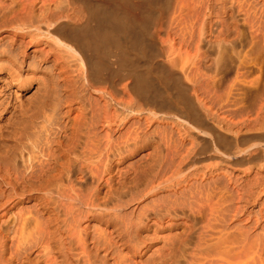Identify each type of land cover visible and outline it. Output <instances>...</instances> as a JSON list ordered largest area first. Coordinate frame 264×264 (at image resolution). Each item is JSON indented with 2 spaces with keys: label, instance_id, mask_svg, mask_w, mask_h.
Here are the masks:
<instances>
[{
  "label": "bare ground",
  "instance_id": "6f19581e",
  "mask_svg": "<svg viewBox=\"0 0 264 264\" xmlns=\"http://www.w3.org/2000/svg\"><path fill=\"white\" fill-rule=\"evenodd\" d=\"M175 1L0 0V264H167L163 254L146 263L137 259L159 230L176 228L175 238L185 242L196 226L190 222L204 219L207 210L211 221L227 222L225 210L234 211L229 213L231 221L241 218L250 203L264 208V11L258 12L254 0ZM177 11L187 18L186 25L180 23L181 43L193 52L186 49V56L180 53L181 43L176 55L171 38L175 33H168L172 20L180 16ZM167 13L174 17L171 21ZM186 61L208 72L202 74L208 75L205 89L211 91L220 90L230 77L234 89L247 75L260 76L244 81V91L231 104L217 99L216 112L202 101L205 98L191 95L194 87L189 95L175 68L169 67ZM161 128L166 144H172L170 155L168 146L167 155L162 153L165 145L160 148L157 141L161 134L153 138ZM144 146L145 168L157 171L143 197L160 188L174 193L171 197L168 189L167 203L163 196L153 199L150 212L143 205L142 213L136 211L144 219L141 225L153 228L154 237L135 235L133 244L125 240L129 246L122 242L116 251L118 238L131 228L117 221L121 218L112 207L117 203L108 205L143 182L120 167L126 156ZM165 156L171 158L163 167L161 163H168L161 162ZM222 176L234 184L236 206L229 194L232 203L224 195L223 201L215 195L221 203L208 195L216 202L208 200L205 213L184 211L187 193L192 198L194 192L211 194ZM88 183L95 184L93 189L81 193ZM178 195L185 196L184 202ZM225 201L227 208L228 203L233 207L220 206ZM261 212L257 221L263 218ZM94 215L106 227L90 235ZM113 252L117 260L110 263Z\"/></svg>",
  "mask_w": 264,
  "mask_h": 264
},
{
  "label": "rangeland",
  "instance_id": "374dc122",
  "mask_svg": "<svg viewBox=\"0 0 264 264\" xmlns=\"http://www.w3.org/2000/svg\"><path fill=\"white\" fill-rule=\"evenodd\" d=\"M170 1H172V3L175 1V0H170ZM252 2H253V0H251ZM255 2H253L255 5H256V7L258 8V12H261V11H264V8H262V7H264L263 5H264V0H254ZM261 1V2H260ZM258 2H259V4H258ZM178 3V2H177ZM177 3H176V1L174 2V7L176 8V7H178V5H177ZM189 3H186L185 4V7L187 8V10H189L188 8H189V5H188ZM173 5V4H172ZM188 5V6H187ZM262 5V6H261ZM259 6L261 7V8H259ZM174 7L172 6L171 8H173L174 9ZM179 8V7H178ZM177 8V10H179ZM170 9V8H169ZM173 9H171V11L169 12V10H168V12L170 13V14H172L173 12H172V10ZM181 9V8H180ZM182 10H184V9H181V12H182ZM261 10V11H260ZM179 11H177V13H178ZM185 12V13H184ZM183 13H184V15H186L187 14V12L186 11H184ZM169 13H167V15H169ZM179 14V13H178ZM178 14H175V15H177L178 16ZM182 14V13H181ZM181 14H179L180 16H181ZM174 15V14H173ZM171 16V18L169 19L168 18V20H172L174 17L172 16V15H169V17ZM176 16V17H177ZM178 16L177 18H174V20L177 22V23H175V21L174 20H172L173 22H171V23H173V26L171 27H169V28H173V29H165V30H168L169 32V34L170 35H172L173 33H175V36H174V34H173V36H171V38H172V40L174 41V42H172L173 44H174V46L176 45V46H178V47H176L175 46V48H178V49H176L175 51V53H176V55H178V53H179V51L184 47V45H186V44H183V43H181V41H182V39H181V37H180V33H181V31H180V28L182 27V26H184V25H186L185 24V22H187V18H185V17H183V16ZM173 17V18H172ZM178 18H183V20H181V19H178ZM186 21H185V20ZM170 21H169V24H171L170 23ZM178 21H180L179 23H178ZM183 21V22H182ZM180 23L182 24V26L180 25ZM180 25V26H178V25ZM172 25V24H171ZM176 26H178V27H175ZM175 28V29H174ZM178 28H179V30H178ZM184 28V27H183ZM171 30V31H170ZM174 30V31H173ZM175 30H176V32H175ZM178 30V31H177ZM181 30H182V28H181ZM180 31V32H179ZM171 32V33H170ZM178 33V34H177ZM165 34V33H164ZM162 35L161 37H163L164 39H165V37H166V35ZM179 35V36H178ZM182 36V35H181ZM186 36H187V34H186ZM163 38H161V39H159L158 38V41L159 42H161V40L163 39ZM179 38V39H178ZM176 40V41H175ZM177 40H180L179 42L177 41ZM178 43V44H177ZM183 44V47H181V44ZM181 48H180V47ZM186 47V48H185ZM182 50H181V52L180 53H182V55L183 56H186L185 54H187V52H185V51H192L193 52V49H191V47L189 48V49H187L188 48V46H185ZM187 49V50H186ZM177 50H178V53H177ZM164 60V59H163ZM190 63V61H186V62H178V66L176 67L175 65L177 64H175V65H170L169 63H167V62H165V64L167 65V64H169L170 66L169 67H171L172 66V69L171 70H173L174 68V70L173 71H176L179 75V77H181V79H180V81H181V83H183L186 87H184V85H183V88L185 89H187V87H189L188 89H189V93H190V89H192L193 87V89H192V91H191V95H194L195 94V92H196V94L195 95H199V97L200 96H202V97H200L201 99L202 98H205V99H203L202 101L206 104V105H209V106H213L214 108H215V111L216 112H219L218 110H217V106H218V104L217 103H228V101H230L231 100V102H230V104L232 103V100L233 101H235V98H238L240 95L239 94H241V92L242 91H244V90H242V89H244L245 88V85H247V84H245L244 83V88L242 87V83L244 82V81H247L248 80V82H246V83H249V80H251V81H255L256 80V77H258V76H260V75H256L255 73L252 75H247L248 77H247V80H242L241 79V83H240V81L239 82H237L239 85H240V87H234V89H233V87L232 88H230V86H231V83H232V79L231 80H229L230 78H228V79H226V81H228V82H226V81H224L225 83H223V85L220 87V90H222L223 89V91H220L219 90V87L216 89V88H214L213 90L214 91H211L210 89L208 90V89H205V88H209V87H207L208 85V83H206L205 81H207L208 82V72H205V71H202L201 69H199V68H197L196 66H197V64L196 63ZM181 64V66L179 67V65ZM189 64V65H188ZM186 66H188V67H186ZM195 66V67H194ZM168 67V68H169ZM174 67V68H173ZM193 69H192V68ZM177 68V69H176ZM192 70H190V69ZM199 70H201V71H199V73L201 74H199L198 73V71ZM190 70V71H189ZM196 70V71H195ZM185 71V72H184ZM193 71H195V72H193ZM181 72V73H180ZM202 72L204 73H206V74H208L207 76H205L204 77V74H202ZM190 73V74H189ZM197 73V74H196ZM180 74H181V76H180ZM193 74V75H192ZM195 74H196V76H195ZM205 74V75H206ZM187 75L189 76V75H191V76H189V79H188V77H187ZM255 75V76H254ZM183 76H184V78H185V80H184V78H183ZM193 76V77H192ZM200 76V77H199ZM202 76L205 78H203L202 79ZM254 76V77H253ZM190 77H191V79H190ZM197 77V78H196ZM244 78H246V77H244ZM250 78V79H249ZM252 78V79H251ZM254 78H255V80H254ZM260 78V77H259ZM194 79H196V80H194ZM199 79V80H198ZM258 79V78H257ZM190 80V81H189ZM202 80H204V81H202ZM191 81H194V82H191ZM196 81H200L201 83H198V82H196ZM231 81V82H230ZM250 81V82H251ZM188 82V83H187ZM204 83V84H203ZM229 84V87H226V86H228V84ZM197 84H199V86L197 85ZM201 84V85H200ZM197 85V86H196ZM203 85H207L206 87L204 86V89H203ZM192 86V87H191ZM191 87V88H190ZM198 87V88H197ZM226 87V88H225ZM196 88H197V90H196ZM226 90H225V89ZM235 88H238V89H240L241 88V90L239 91V90H237L238 92H236V90H235ZM198 89H200V90H198ZM202 89V90H201ZM228 89V90H227ZM231 89H233V90H231ZM195 90V91H194ZM205 90V91H204ZM234 90H235V93H238V94H235V93H233L234 92ZM193 91H194V93H193ZM198 91V92H197ZM203 91V92H202ZM208 91V92H207ZM222 92L223 94L222 95H220L221 93H218V92ZM216 92V93H215ZM226 94H225V93ZM208 93V94H207ZM210 93V94H209ZM231 93V94H230ZM233 93V94H232ZM203 94V95H202ZM217 94H218V96H217ZM194 95V96H195ZM208 95H211L212 97H209ZM216 95V96H215ZM230 95V96H229ZM233 97H232V96ZM235 95H237V96H235ZM207 96H208V98H207ZM214 96L216 97V98H214ZM221 97H222V99H221ZM224 97V98H223ZM213 98L215 99V101L213 100ZM230 98V99H229ZM234 98V99H233ZM217 99H218V102H217ZM205 100V101H204ZM210 101H212V102H210ZM220 101V102H219ZM222 101V102H221ZM208 102H210V103H208ZM217 102V103H216ZM197 103V102H196ZM234 103V102H233ZM212 104V105H211ZM216 104V105H215ZM229 104V103H228ZM197 105H198V103H197ZM215 105V106H214ZM201 108V107H200ZM214 110V109H213ZM214 111V112H215ZM166 121H162V124L163 123H165ZM161 124V125H162ZM162 127V126H161ZM163 128V127H162ZM162 128L160 129V131H158V132H156V133H154V135H153V138H158L159 136L158 135H160V138H158L157 139V141L158 142H160L161 143V145H160V148H161V146L164 144L165 146H162V148L161 149H163L162 151V153H163V155L164 154H166L167 153V151H168V148H167V144H166V141H165V139H166V135H165V131H163L162 130ZM161 130L163 131V132H161ZM224 131V130H223ZM153 134V133H152ZM158 134V135H157ZM164 135V136H163ZM160 139V140H159ZM162 140V141H161ZM164 140V141H163ZM163 143V144H162ZM170 145H172V144H169V155H170V149H172V146H170ZM166 149L167 148V150H165L164 148ZM171 147V148H170ZM141 149V150H140ZM140 149H138L137 150V152H135L134 154H130V155H128V156H126L125 158H124V160H123V162L121 163V169L123 170V172H124V170H125V172L127 173V174H129L130 175V172H131V175L130 176H137V177H135V179L137 178V181L139 180V179H145V181L142 179V181L143 182H141V180H139L135 185V188H136V190H135V188H132V190H130L129 192H127V194H125V195H123V197L120 199V198H118L116 201L115 200H113V202L111 201L110 202V204L108 205L109 207L111 206V205H113V204H115V203H117V208L115 207V205H113L112 207H114L113 208V210H115L116 211V213H115V211H114V213L116 214V215H118L119 216V218H121L120 220H117L118 222H126V224H127V226H129L128 228H131V229H129L130 230V235L129 234H124L123 236H121V237H119L118 239H119V241L121 240V242L119 243V247H116L115 248V250L116 249H122V242L124 243L123 244V247H127V245H128V243H129V245H131V244H133L132 242H130V241H132L133 239H136L135 237L137 236V235H142V237L144 236L145 237V235H146V237H154V230H152L153 228L151 227V228H149V227H145L144 225H141V224H143L144 222V219L142 218V216H141V210H142V207H144L143 209L144 210H146L147 209V211H149L150 212V209H152L151 208V204H152V206H154V200L153 199H156V198H158L159 196H160V198H162V196H163V198H162V200H163V202L164 203H167V201H169V198L171 199V197H172V195H173V189H171V188H168L169 190H170V192H169V190L166 188H160L158 191H157V193H159L158 195H156V194H147V196L145 195L144 197H143V194H144V192H145V187L148 185V182H149V180H150V178H152V173L156 170L157 171V169H155V167H154V169L153 168H151V169H153V171L151 172V169H149V167H148V169H146L147 167H146V164H147V162H148V160L147 159H145V157L143 156V155H145V152L147 153V151H148V148L147 147H142V148H140ZM145 151V152H144ZM141 154H143V155H141ZM141 155V156H140ZM167 155V154H166ZM140 156V157H139ZM139 157V159H141V160H139V159H137ZM144 157V158H143ZM169 158V159H168ZM170 158L171 157H169V156H165L162 160H161V162L164 160V159H166L167 160V162L168 163H165V164H163V163H161L162 164V166L164 167L165 165H167V164H169L170 163ZM138 161H137V160ZM146 161V163H144L145 161ZM165 160V161H166ZM130 161V162H129ZM128 162V163H127ZM141 162H143V163H141ZM126 163V164H125ZM127 167H126V166ZM120 166V165H119ZM125 166V167H124ZM148 166V165H147ZM87 167V166H86ZM135 167H136V169H137V171H135L134 172V170H136L135 169ZM146 167V168H145ZM124 168V169H123ZM132 168H134V169H132ZM144 168V169H143ZM160 168V167H159ZM158 168V169H159ZM88 169H89V166L87 167V171H88ZM128 169V170H127ZM142 169V170H141ZM146 169V170H145ZM130 170V171H129ZM132 170V171H131ZM147 170H149L148 172H149V174H148V172H147ZM128 171V172H127ZM145 171V172H144ZM156 171H155V173H156ZM132 172H134V174H132ZM141 172V173H140ZM144 172V173H143ZM147 172V173H146ZM87 174H89V171H88V173ZM137 174V175H136ZM144 174H147V175H144ZM140 175V176H139ZM142 175H144V176H142ZM168 175V174H167ZM88 176V175H87ZM118 176V174H116V177ZM147 176V177H146ZM151 176V177H150ZM154 176V175H153ZM138 177H140V178H138ZM142 177V178H141ZM149 177V178H148ZM194 179H195V177H193ZM192 178V179H193ZM210 178V177H209ZM208 178V179H209ZM222 178V179H221ZM220 179H219V183L217 182V184H219L218 185V189H214L215 191L213 192V190L211 191V194H206L205 193V191L207 192V190H205V191H203L204 193H202V194H200V193H197V192H194V193H192V195H193V198H192V196H191V194H186L185 196H186V198L187 197H189V198H187V200H186V198H184L183 196L181 197V195L178 197L181 201H183V198L185 199L184 201H186V203H188L187 205H186V203H184V205H186V207L184 208V206H182L183 208H184V211L186 212V213H189V214H191V213H193V212H196V210H198V211H200V210H202L204 213H205V211H206V209L209 207V204L210 203H208V200H209V202H216V201H218V200H216V199H219L221 196H222V198H223V195H224V198L227 200L228 199V195L227 194H229L230 195V199H232L231 201L233 202V205L235 204V206L237 205V197H238V193L235 191V188H234V184H231L229 181H228V179L225 177H221ZM193 179V180H194ZM227 179V180H226ZM193 180H191V181H193ZM209 180H211V179H209ZM217 180H218V178H217ZM69 181V179H67V181H66V183ZM190 181V182H191ZM207 181V180H206ZM223 181H225V182H223ZM227 181V182H226ZM141 182V183H140ZM146 182H147V184H146ZM140 183V184H139ZM142 184L144 185V187H142ZM222 184V185H221ZM223 184H225V185H223ZM87 185H89V186H86L87 188H85V189H82V191L83 192H81V193H83V194H88V192H90L92 189H93V185H95L94 183H92V185H91V183H88ZM226 185H228V186H226ZM225 187L226 186V191L224 190V188L223 187ZM134 187V186H133ZM222 187V189H220ZM230 187H232V188H234V189H232V188H230ZM91 188V189H90ZM143 188H144V190H143ZM138 189V190H137ZM193 189H194V187H193ZM192 189V190H193ZM85 190V191H84ZM217 190V191H216ZM219 190V191H218ZM223 191V193L221 194V193H219V192H221V191ZM229 190H231L230 192H229ZM144 191V192H143ZM173 193H172V192ZM229 193H228V192ZM236 192V194H233V192ZM85 192V193H84ZM142 192V194H140ZM168 192H169V195H171V197H169L168 198ZM213 192V193H212ZM234 192V193H235ZM167 193V194H166ZM197 194V198H196V194ZM81 195V196H83L84 197V195ZM199 194H200V196L202 197H204V194H205V196L206 197H200L199 196ZM128 195H129V198H128ZM131 195V196H130ZM208 195H214V198H213V196H212V198H211V196L210 197H208ZM215 195H217L216 196V199H215ZM226 195V196H225ZM233 195V196H232ZM236 195V196H235ZM134 196V197H133ZM155 198H154V197ZM158 196V197H157ZM199 196V197H198ZM232 196V197H231ZM147 197V198H146ZM148 197H149V199H150V197H151V199L149 200L148 199ZM168 198V200L166 201V199L165 198ZM174 197V196H173ZM234 197V198H233ZM125 198H127V199H125ZM191 198H192V200H191ZM198 199V200H196V199ZM201 198V199H200ZM208 198H211V199H215L214 201L212 200L211 201V199H208ZM222 198H220V200L221 201H223V200H225V199H222ZM124 199V200H123ZM173 199V198H172ZM206 199V201H207V203H208V205L206 204L205 205V200ZM230 199H228V201L227 202H231V201H229ZM126 200V201H125ZM129 200V201H128ZM131 200V201H130ZM144 200H145V202H144ZM200 200V201H199ZM203 200V201H202ZM218 201V202H220L221 203V201ZM115 201V202H114ZM120 201V202H119ZM122 201V202H121ZM141 201V202H140ZM149 201H150V203H149ZM183 201V202H184ZM192 201V202H191ZM194 201V202H193ZM129 204H128V203ZM142 202H144L143 204H142ZM152 202V203H151ZM191 202V203H190ZM204 204V206H203V204ZM231 202V203H232ZM236 202V203H235ZM127 205H125V204ZM132 203V204H131ZM137 203V204H136ZM141 203V204H140ZM145 203H149L147 206V208H145ZM201 203V204H200ZM244 203V202H243ZM159 204H160V202H159ZM191 204V205H190ZM226 204V205H225ZM239 204H242V203H239L238 202V205ZM245 204V203H244ZM243 204V205H244ZM79 205H81V203H79ZM83 206H84V204H82ZM81 205V207H82V209L84 210V207ZM142 206L141 208H139L140 206ZM160 205H162V207H163V204H160ZM160 205H157V207H159V209H161L160 208ZM194 207H193V206ZM228 205L230 206L231 204H229L228 203ZM233 205H231L232 207H233ZM119 206V207H118ZM132 206V207H131ZM149 206H150V209H148L149 208ZM191 206V207H190ZM203 206V207H202ZM220 206H225L226 208H227V203H226V201L224 202V204H221ZM228 206V208L230 209V207ZM261 205H260V203H258V202H256V203H250L249 205H246V211L244 212V214L242 215L241 214V218H239V219H235V220H231L230 221V214H231V212L230 211H232V213L234 212L233 210H225V214L228 216V218H229V220H226L227 222H225V221H222V220H219V221H215V220H213V221H211V217H210V214H208L209 212H208V210H207V212H206V215H205V217H204V219H202V220H200L199 222H190L191 223V225H196V226H192V230L190 229V231H189V235H188V238H187V240H185V242H182L181 240H179V238L178 237H176L175 238V232L177 233V231L179 232V230H177L176 228H165V229H162V230H159L158 232H157V235H158V237L157 238H155V240H153V239H148L149 240V248H148V250L146 251V253H144V254H142V256L141 257H138L137 259L138 260H141L142 262H144V263H146V262H149V261H151L152 259H157L158 257H160L162 254H163V256H165V258H167V264H233V263H235V264H264V208L262 209V206L260 207ZM191 209H190V208ZM197 207H200V208H197ZM204 207H205V210H204ZM207 207V208H206ZM225 207H223V208H225ZM258 207H260V208H258ZM139 208V209H138ZM155 208H156V206H155ZM194 208V209H193ZM227 208V209H228ZM250 208V209H249ZM85 209H86V207H85ZM117 209V210H116ZM124 209V210H123ZM141 209V210H140ZM158 208H156L155 210H157ZM191 211H190V210ZM262 210V212H261V210ZM188 210V211H187ZM193 210V211H192ZM132 211V212H131ZM136 211H140L139 212V214H138V212L136 213ZM143 211V210H142ZM197 211V212H198ZM263 214V218H261V220H259V221H257V219L256 218H258V215H259V213L260 212ZM252 213V214H250V216H249V218H248V213ZM230 213V214H229ZM246 213V214H245ZM120 214V215H119ZM136 214V215H135ZM208 214V215H207ZM225 215V216H226ZM255 215V216H254ZM124 216H125V219H124ZM226 216V217H227ZM91 217H94V219L93 218H90V223H91V227H90V235H92V234H95V231H97L98 229H104L106 226H104L105 224H103L102 222H104L103 220L102 221H100L99 220V218H95V215L94 216H91ZM122 217H123V219H122ZM128 217H129V220H128ZM138 217V218H137ZM118 218V219H119ZM137 218V222H135V219ZM141 218V219H140ZM227 218V219H228ZM245 218V219H244ZM207 221H206V220ZM209 219H210V222H208L209 221ZM243 221H242V220ZM123 220V221H122ZM141 220H143L142 222H141ZM204 220V221H203ZM128 221V222H127ZM215 221V222H214ZM229 221V222H228ZM235 221V222H234ZM250 221V222H249ZM129 222H131V224L129 223ZM133 222V223H132ZM129 223V224H128ZM136 223H138L137 225H138V227H137V225H136ZM140 223V224H139ZM198 224V225H197ZM242 224V225H241ZM140 225H141V227H140ZM213 225V226H212ZM263 225V226H262ZM211 226L213 227V229L211 228ZM215 226V227H214ZM230 226V227H229ZM103 227V228H102ZM140 227V228H139ZM229 227V228H228ZM237 227V228H236ZM242 227H244V228H242ZM96 228V229H95ZM112 227H109L108 229L110 230ZM143 228V229H142ZM240 228V229H239ZM138 229V230H137ZM149 229V230H148ZM112 230V229H111ZM242 230V231H241ZM133 231V232H132ZM135 231V232H134ZM139 233H138V232ZM238 231V232H237ZM201 232V233H200ZM215 232H218V233H215ZM136 233V234H135ZM147 233V234H146ZM151 233H152V236H151ZM211 233L213 234V235H211ZM223 233H224V235H223ZM227 235H226V234ZM113 234L114 235H116L115 233H114V231H113ZM217 234V235H216ZM220 234H222L221 236H220ZM136 235V236H135ZM191 235V236H190ZM127 236V237H126ZM169 236V237H168ZM213 236V237H212ZM221 237V239H220V237ZM223 236H225V237H223ZM231 236V237H230ZM117 237V236H116ZM162 237V238H161ZM190 237V238H189ZM227 237V238H226ZM129 238V239H128ZM171 238V239H170ZM214 238H215V240H214ZM219 238V239H218ZM225 238H226V240H225ZM223 239H224V241H223ZM125 240L128 242H125ZM163 240V241H162ZM211 241V244H210V241ZM218 240V241H217ZM222 241V243H224V244H222L221 243V241ZM252 240V241H251ZM133 241H135V240H133ZM181 241V242H180ZM207 241H209V242H207ZM215 241V242H214ZM216 241L218 242V243H216ZM126 243V244H125ZM159 243V244H158ZM209 243V244H208ZM221 245H220V244ZM232 243H234V244H232ZM253 243V244H252ZM89 244H90V246H92V242H90L89 241ZM220 246H219V245ZM128 245V246H129ZM182 245V246H181ZM202 245H203V247H202ZM213 245H214V247H213ZM228 245V246H227ZM229 245H231V246H229ZM255 245V246H254ZM199 246H201V247H199ZM222 246V247H221ZM257 246V247H256ZM165 247V248H164ZM177 247V248H176ZM206 247V248H205ZM217 247H218V249H217ZM226 247H227V249H226ZM254 247V248H253ZM184 248V249H183ZM215 248V249H214ZM224 248V249H223ZM182 249V250H181ZM123 250H124V252H126L127 253V249H125V248H123ZM170 250V251H169ZM202 250H203V253H202ZM208 250V251H207ZM216 250H217V255H216ZM228 250V251H227ZM254 250V251H253ZM117 251V250H116ZM160 251V252H159ZM212 253V254H211ZM215 253V254H214ZM251 253V254H250ZM253 253H254V255H253ZM116 254H117V252H113V255L115 256V257H112V258H110V260H108L110 263H114V261H116L117 260V257H116ZM128 254L129 255H131V252H128ZM205 254H206V256H205ZM214 254V255H213ZM208 255H211V257L210 256H208ZM179 256V257H178ZM212 256H214V258L212 257ZM245 256V257H244ZM181 257V258H180ZM198 258H199V260H198ZM231 258V259H230ZM136 259V258H135ZM202 259V260H201ZM207 259V260H206ZM230 259V260H229ZM234 259V260H233ZM200 260L202 261V262H200ZM212 261H213V263H212ZM224 262V263H223Z\"/></svg>",
  "mask_w": 264,
  "mask_h": 264
},
{
  "label": "water",
  "instance_id": "95a60500",
  "mask_svg": "<svg viewBox=\"0 0 264 264\" xmlns=\"http://www.w3.org/2000/svg\"><path fill=\"white\" fill-rule=\"evenodd\" d=\"M187 93L190 95L188 87H187ZM173 110L183 113V111L178 108H173Z\"/></svg>",
  "mask_w": 264,
  "mask_h": 264
}]
</instances>
